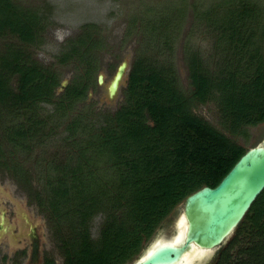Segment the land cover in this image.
Returning a JSON list of instances; mask_svg holds the SVG:
<instances>
[{"label":"trees","instance_id":"1","mask_svg":"<svg viewBox=\"0 0 264 264\" xmlns=\"http://www.w3.org/2000/svg\"><path fill=\"white\" fill-rule=\"evenodd\" d=\"M248 1L229 3L239 10L236 21L226 22L228 16L216 21L221 34L214 33L226 43V53L215 71L189 55V94L179 89L170 64L140 56L131 64L116 111L91 120L78 109L60 130L96 82L99 44L93 26H83L58 56L60 65L76 61L83 66L56 95L61 87L57 74L27 56L28 47L42 43L44 12L0 0V39H15L27 59L15 91L0 97L5 104L0 109V166L25 177L16 160L53 147L45 159L33 160L30 178L39 181L34 197L58 235L63 264H125L187 195L217 186L247 151L196 115L193 104L216 102L223 127L233 135L264 123V25L249 17ZM166 36L144 37L159 45ZM42 104L51 111H43ZM101 215L93 240L90 226ZM44 262L54 264L51 258ZM215 264H264V190Z\"/></svg>","mask_w":264,"mask_h":264},{"label":"rangeland","instance_id":"2","mask_svg":"<svg viewBox=\"0 0 264 264\" xmlns=\"http://www.w3.org/2000/svg\"><path fill=\"white\" fill-rule=\"evenodd\" d=\"M12 1L20 6L38 8L41 12H44L45 27L41 32L42 43L28 47L27 56L30 55L29 57L41 64L42 67L55 72L60 84L66 80V84L56 90V95L62 93L65 86L80 72V67L83 66L76 61H70L67 65H60L57 63L58 56H60L69 41L78 36L83 26H93L92 34L99 44L96 51H94L96 67L98 68V75L103 76V83L98 84L97 75L96 82L94 85L91 84L92 86L84 99L74 107L73 111L66 115V121H63L62 125L60 124V130L69 118L79 111L78 109L82 110L84 114H89L91 120H98V114L116 111L123 102V89L126 86L127 79L124 85L120 86L118 94L113 98L109 97L108 86L123 61L128 65L126 73L128 76L132 62L140 56L155 57L160 64H170L175 72L179 89L185 94H189L191 92L188 73L189 55L195 54L210 71H215L226 53L224 52L226 43L219 41L214 33L217 32L218 36L221 34L216 21H223L227 16L226 22L236 21L239 10H235V7L230 6V4L239 5L242 2V0ZM249 2L252 3L251 9L253 10L248 11L249 17L258 22L262 21L264 25V0ZM257 6L259 9L256 11L255 7ZM232 13H234L233 17H231ZM199 14V17H203L208 21L209 26L205 20L199 19ZM142 23L144 24L142 25ZM161 32L169 36L162 37L158 43L159 45L151 43L149 38H145L147 34L154 36ZM260 45L262 51H264V35ZM22 51L23 46L15 39L8 36L0 39L1 98H4L3 95L15 91L21 66H24L22 64H26L27 61L23 57ZM193 105V112L196 115L231 138L238 146L248 149L258 144L264 145V123L247 127L244 135H233L223 127L216 102L211 100L203 104L196 103ZM1 108L4 110L5 104H0ZM41 108L43 111H51L52 107L42 104ZM35 151V155H32L31 158H26L24 161L22 159L16 160L20 162V165H18L22 172L28 174L25 176L26 178L14 177L11 171L0 166V223L3 228H14L16 234L21 221L18 220L19 216L16 217L13 212L20 213L19 215L28 220L30 228H35L36 236L40 240L39 244H41L40 255L53 259L55 264H63L64 256L58 245V235L53 230L46 213L39 208L34 197L35 189L40 188L39 181L30 178L34 174L33 160L37 156H39V160L41 158L45 159L54 149L53 147L46 149L41 147ZM102 165L101 163L97 164L96 170L98 172H100ZM182 205L183 203L179 204L162 221L152 237L143 242L140 251L125 264H132L138 260L153 243L152 241L159 237H169L175 234L173 222L182 210ZM103 220L104 215L93 219L90 226L91 239L96 240L98 237ZM234 234L228 242L218 249L221 247L223 248L220 250L224 249ZM4 239V243L8 242V235ZM218 249L203 257L204 259L199 260L200 257L196 258L197 260H193L192 263L215 264ZM2 264L6 263L3 262Z\"/></svg>","mask_w":264,"mask_h":264},{"label":"water","instance_id":"3","mask_svg":"<svg viewBox=\"0 0 264 264\" xmlns=\"http://www.w3.org/2000/svg\"><path fill=\"white\" fill-rule=\"evenodd\" d=\"M127 71L123 61L108 86L110 98L124 85ZM97 81L103 83L101 74ZM65 84L66 80L61 86ZM263 190L264 145L258 144L247 149L217 186H204L187 195L173 222L175 234L152 241L132 264H178L188 253L210 255L228 242Z\"/></svg>","mask_w":264,"mask_h":264},{"label":"flooded vegetation","instance_id":"4","mask_svg":"<svg viewBox=\"0 0 264 264\" xmlns=\"http://www.w3.org/2000/svg\"><path fill=\"white\" fill-rule=\"evenodd\" d=\"M13 214L16 217L18 215V220L21 221L16 234L14 233V228H3L0 223V264L3 262L6 264H45L44 261L48 257L40 255L41 244H39L40 240L36 236L35 228H30L28 220L22 215H19L20 213L18 214L15 211ZM7 235L9 241L4 243V238ZM220 249L216 251L215 259L219 257L220 251L223 250ZM203 257L205 256H200V258L204 259Z\"/></svg>","mask_w":264,"mask_h":264},{"label":"bare ground","instance_id":"5","mask_svg":"<svg viewBox=\"0 0 264 264\" xmlns=\"http://www.w3.org/2000/svg\"><path fill=\"white\" fill-rule=\"evenodd\" d=\"M176 244L179 243V241L176 240L175 242ZM198 253V252H197ZM197 253H194V254H190L188 253L186 256H185V259L182 260V262L178 263V264H191L193 260H195V258H199L200 254H197ZM193 264V263H192Z\"/></svg>","mask_w":264,"mask_h":264}]
</instances>
